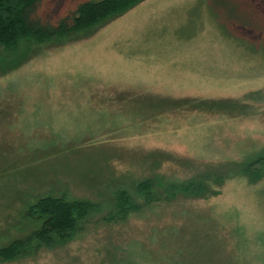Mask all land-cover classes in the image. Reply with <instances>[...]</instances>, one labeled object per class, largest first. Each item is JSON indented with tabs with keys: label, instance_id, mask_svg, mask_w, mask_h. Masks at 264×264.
<instances>
[{
	"label": "rangeland",
	"instance_id": "374dc122",
	"mask_svg": "<svg viewBox=\"0 0 264 264\" xmlns=\"http://www.w3.org/2000/svg\"><path fill=\"white\" fill-rule=\"evenodd\" d=\"M261 158L264 0H142L90 35L0 47V247L40 197L97 204L72 239L0 264H264ZM119 189L137 208L112 221Z\"/></svg>",
	"mask_w": 264,
	"mask_h": 264
},
{
	"label": "trees",
	"instance_id": "16d2710c",
	"mask_svg": "<svg viewBox=\"0 0 264 264\" xmlns=\"http://www.w3.org/2000/svg\"><path fill=\"white\" fill-rule=\"evenodd\" d=\"M39 0H0V47L14 51L24 40L47 41L60 38L72 31L85 32L98 24L119 17L142 0H90L80 4L71 17L61 19L56 26L31 18L33 7ZM264 163V158L258 159ZM248 168V167H246ZM149 182V181H148ZM141 182L145 196H151V183ZM180 184L162 185L158 192L173 194ZM110 220L125 219L137 207L127 191L115 192ZM97 210V204L86 200H67L46 195L37 199L26 211V218L35 223L32 231L0 247V261H13L40 248H51L72 239L83 229L89 216Z\"/></svg>",
	"mask_w": 264,
	"mask_h": 264
}]
</instances>
